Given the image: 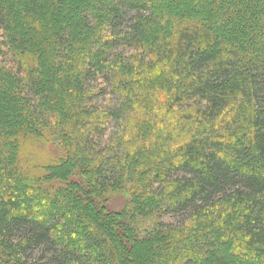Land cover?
Returning <instances> with one entry per match:
<instances>
[{"label":"trees","instance_id":"1","mask_svg":"<svg viewBox=\"0 0 264 264\" xmlns=\"http://www.w3.org/2000/svg\"><path fill=\"white\" fill-rule=\"evenodd\" d=\"M0 264H264V0H0Z\"/></svg>","mask_w":264,"mask_h":264},{"label":"rangeland","instance_id":"2","mask_svg":"<svg viewBox=\"0 0 264 264\" xmlns=\"http://www.w3.org/2000/svg\"><path fill=\"white\" fill-rule=\"evenodd\" d=\"M243 37L246 38L248 36H243ZM2 58L4 59V62H5L6 65L12 66L11 65V64H13L12 55L5 53V54H2ZM97 85H99V84H97ZM98 94L99 95L95 97V100L93 102L94 105H99V106L100 105H105L106 104V96H107L106 93L105 92H102V93H98ZM114 102H115V100H114ZM117 130H118V126L115 123V121L113 119H108V121L106 122V124L103 125V127H102V131H103V133H105V136H104V138L102 137L101 140L98 141V142L103 143V141L105 140V138L107 136L112 135ZM42 153H43V156H47L48 155L44 151ZM115 199L116 200H112V201L110 199L108 200L107 207L109 208V210L111 209L112 211H116V210L119 209L120 204H121V200H120V198H117V197ZM161 220H162V222H168V223H172V224H180L181 223V220H182V217H181V215H175L174 213H171V214L164 215L161 218ZM125 242L126 243L123 242L124 243V246L127 247L126 245L129 244V242L128 241H125ZM137 248L138 247H133V249H132L133 254L131 255V257H132V260L133 261L135 260V255L137 253Z\"/></svg>","mask_w":264,"mask_h":264}]
</instances>
